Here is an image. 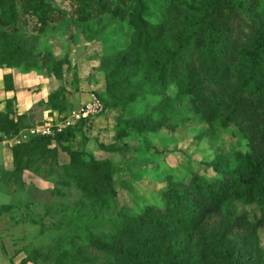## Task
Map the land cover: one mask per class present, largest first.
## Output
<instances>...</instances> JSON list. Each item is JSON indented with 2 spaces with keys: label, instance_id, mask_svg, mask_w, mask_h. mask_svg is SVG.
<instances>
[{
  "label": "rangeland",
  "instance_id": "374dc122",
  "mask_svg": "<svg viewBox=\"0 0 264 264\" xmlns=\"http://www.w3.org/2000/svg\"><path fill=\"white\" fill-rule=\"evenodd\" d=\"M46 1L53 8L44 19L33 15L32 0H4L1 9V43L4 38L22 42L20 64L12 67L43 75L50 90L22 116L5 101L0 137L7 139L9 133L22 140L31 128L45 123L54 127L48 136L52 141L33 143L20 155V169L0 183L5 253L18 264H138L131 255L143 237L154 247L168 240L149 225V219L164 214L166 195L188 191L194 176L206 182L222 177L215 167L233 168L235 153L248 150L243 134L234 124L223 126L220 116L235 78L236 56L243 49L252 50L264 27V0H228L210 17L215 28L208 25L205 39L177 56L197 65L195 81L215 111L213 125L206 122L193 97L176 86L172 77L183 72L180 66L170 78L159 75L154 54L163 55L162 60L173 55L174 49L158 50L172 43L173 36L138 43L128 23L116 20L115 8L128 7L127 0ZM177 1L168 27L185 29L192 0ZM86 3L99 14L82 24L81 7ZM11 9L17 15L7 25ZM213 51L217 64L207 59ZM139 53L144 66L135 64ZM124 55L125 64L117 65ZM260 64L264 66V53ZM91 93L103 100V111L75 128H62ZM59 128L62 131L57 132ZM38 137L44 138L23 140ZM90 156L109 162L102 168L112 179V188L92 168ZM235 211L250 218L260 215L249 204H238ZM192 240L181 251L193 247L195 237ZM236 244L241 264H264L263 228L255 236L242 234ZM214 256L213 264L225 263V254L218 249Z\"/></svg>",
  "mask_w": 264,
  "mask_h": 264
},
{
  "label": "trees",
  "instance_id": "16d2710c",
  "mask_svg": "<svg viewBox=\"0 0 264 264\" xmlns=\"http://www.w3.org/2000/svg\"><path fill=\"white\" fill-rule=\"evenodd\" d=\"M33 1L31 11L34 16L44 19L46 13L52 11L53 7L46 0ZM117 1L126 2V0ZM127 2L128 7L125 4L123 7L115 8L116 20L128 23L132 37L138 43L142 40L161 38L165 34L173 36L172 43L158 49L165 52L174 49L173 55L166 54L165 60H162L160 56L163 55L154 54L157 69L160 71L159 75L162 79L166 74L167 78H170L180 66L183 72L177 73L175 78L172 77L177 83L176 86L183 95L193 97L202 109L206 122L213 125L215 111L210 100L199 91L195 81L198 76L197 65L183 63L177 59V56H182L183 51H188V47L193 42L205 39L208 25L212 30L215 28L210 17L219 7L228 5L229 1L207 0L203 3H196L197 0H192L184 19L185 29L168 27V20L177 11L175 10L179 5L177 0H127ZM2 4L4 0H0V20H2ZM96 13L99 14L92 4H83L80 21L82 24L88 23ZM9 14L12 22H7V25L13 24L17 12L11 9ZM3 40L1 43L0 38V64L7 68L18 66L21 60L19 54L22 50V42L11 41L8 38ZM263 45L264 27L258 31L252 50L243 49L236 56L235 78L230 85L228 103L220 116L223 126L234 124L243 134L247 140L248 150L235 153L236 164L233 168L220 171L215 167L216 171L223 174L222 177L206 182L194 176L190 181L188 191H179V195L174 193L166 195L164 214L149 219V225L159 229L162 237H168V240L164 245L158 247L159 244L156 243L154 247L151 245V239L143 237L136 253L131 255V258L138 264H213L217 249L225 254L224 264H241L237 259L239 252L236 239L242 234L255 236L259 230L264 229V66L260 64L262 53H264ZM207 54L208 61L217 64L214 59L215 52ZM139 57L140 53L136 56L135 64L144 66ZM148 60L145 58L146 62ZM116 62L119 66L125 64L126 55L117 59ZM152 65L155 66V64ZM4 80L7 90L15 89L11 75H6ZM8 102L13 103L12 100ZM53 104L57 105L58 101L53 100ZM2 115L0 113V120ZM69 134L70 131H67L66 136ZM5 135L7 139L14 137L8 136L9 133ZM66 136H58V138L64 139ZM52 138L38 137L28 143L17 145L14 149L15 169H20V155L26 153L33 143H49ZM90 160L92 168L97 170L106 180L107 186L112 188V179L104 173L102 168L109 162H99L91 156ZM238 204L255 205L260 215H254L252 219L246 212L238 215L235 211ZM231 207L234 211L230 210ZM193 237L196 239L195 245L181 251L186 244L193 242Z\"/></svg>",
  "mask_w": 264,
  "mask_h": 264
},
{
  "label": "crops",
  "instance_id": "0c3cea01",
  "mask_svg": "<svg viewBox=\"0 0 264 264\" xmlns=\"http://www.w3.org/2000/svg\"><path fill=\"white\" fill-rule=\"evenodd\" d=\"M11 75L13 78L14 90L5 88V76ZM48 79L43 75L34 72H21L15 68H0V113L5 101L12 100L15 105V112L18 116L27 114L35 105L43 101L48 95L50 86ZM31 88L36 90L30 91ZM14 136L10 139L0 137V183L4 179H9L15 173L14 149L17 145L24 143V138L30 135ZM4 245V246H3ZM4 247L7 249L6 239L0 233V264H18V261L8 259ZM13 258V257H12ZM20 262V261H19ZM29 264V263H20Z\"/></svg>",
  "mask_w": 264,
  "mask_h": 264
},
{
  "label": "built area",
  "instance_id": "2783aa9c",
  "mask_svg": "<svg viewBox=\"0 0 264 264\" xmlns=\"http://www.w3.org/2000/svg\"><path fill=\"white\" fill-rule=\"evenodd\" d=\"M104 109L102 99L97 93H91L87 101L76 111L71 119L63 123L64 129L75 126L78 122L88 119L91 116L98 115ZM62 131L61 128L57 132ZM30 136H52L54 134V127L51 123H45L41 126H36L29 130Z\"/></svg>",
  "mask_w": 264,
  "mask_h": 264
}]
</instances>
